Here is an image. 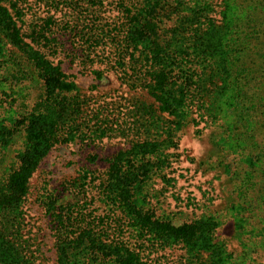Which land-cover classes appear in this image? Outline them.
Wrapping results in <instances>:
<instances>
[{
	"label": "rangeland",
	"instance_id": "374dc122",
	"mask_svg": "<svg viewBox=\"0 0 264 264\" xmlns=\"http://www.w3.org/2000/svg\"><path fill=\"white\" fill-rule=\"evenodd\" d=\"M140 1L4 2L25 41L62 67L74 81L73 95L79 99L71 133L62 132L30 180L18 227L24 250L36 264H58L51 210L57 208L76 216L79 226L92 225L102 239L108 237L135 249L146 264H202L209 251L202 248L200 262L193 256L195 251L189 252L182 243L162 246L142 238L117 204L105 196L108 160L125 151L124 166H138L139 174L129 188L136 209L174 224L212 222L209 242L222 249L220 264H264V175H260L264 162L256 149L247 151L246 147L255 143L256 134H264V85L257 82L254 87L256 104L242 125L236 123L235 106L231 105L234 87L230 78L220 81L218 75H210L214 74L211 66L203 69V75L210 76L213 83L198 87L201 99L197 95L189 101L183 123L160 112L144 85L143 56L137 58L140 52L136 51L133 57L123 49L122 35L128 23L124 7ZM175 1L182 3L179 8L184 17L194 15L196 0ZM175 1L171 0L172 4ZM199 3L208 5L203 20L222 25L220 43L235 47L242 36L235 22L246 28L248 19L255 20L259 31L254 38L264 39V0ZM246 16L244 24L239 22ZM163 18L168 31L175 14L172 19ZM186 38L193 41L191 35ZM254 38L252 50L257 43ZM183 56L186 71L197 79L201 63L196 56ZM251 58L252 64L257 61ZM262 76L264 81V72ZM42 92L43 81L24 52L10 45L0 32V120L9 124L10 116L21 118ZM144 142H149L148 146H138ZM22 147L23 131L19 130L10 147L1 149L0 176L12 168ZM247 174H259L261 182L245 196L240 180ZM90 259L91 264H107L97 256Z\"/></svg>",
	"mask_w": 264,
	"mask_h": 264
},
{
	"label": "trees",
	"instance_id": "16d2710c",
	"mask_svg": "<svg viewBox=\"0 0 264 264\" xmlns=\"http://www.w3.org/2000/svg\"><path fill=\"white\" fill-rule=\"evenodd\" d=\"M4 2L5 0H0V32L10 45L24 52L43 81V92L32 109L21 114V118L10 116L9 124L0 120V153L1 149L10 147L19 130L23 131L22 149L15 155L12 168L0 176V264H36L25 252L21 242L22 234L18 230L23 213L22 203L40 161L60 140L62 132L70 134L74 128L79 99L73 95L76 89L74 81L69 79L62 67L25 41L21 27ZM199 2L200 0L195 1L192 8L194 15L189 19L181 14L179 7L182 3L179 1H175L174 5L171 0H141L139 5L125 6L128 23L122 35L123 49L133 57L136 51L140 52L137 58L143 56L140 60L144 68V85L158 104L160 112L175 116L174 120L177 117L183 123L189 112V101L197 98L198 87H204L207 82L213 81L210 76L203 75V69L211 66L214 74L210 75H218L220 81L230 78L229 84L234 87L230 94L231 105L235 106V116L238 117L236 123L242 125L248 122L250 109L256 104L254 101L257 93L254 87L257 82L264 85V39L257 41L259 36L254 38L259 31L253 24L255 20L248 19L246 28L235 22L237 31L242 35L235 41V47L220 43L222 25L212 19L209 22L203 20V11L208 5ZM172 14H175L176 19L167 31L163 17L172 19ZM247 17L239 18V22L244 24ZM186 35H191L193 41L188 42ZM44 38L48 40L47 37ZM253 38L257 43L252 50L250 41ZM184 54L196 56L201 63L197 79H193L189 70L186 71ZM249 58L259 62L252 64ZM228 64L231 65L230 68ZM229 69L231 72L226 76ZM8 71L13 74L10 67ZM20 71L23 73V70ZM214 93L218 99L217 92ZM199 98L198 95L197 99ZM238 135L243 137L244 133L239 132ZM246 136L250 137L248 134ZM256 137L258 140L255 139L254 144H246L247 151L249 148L256 149L264 162V134H256ZM148 144L149 142H144L138 146ZM125 154V151H120L108 160L105 196L117 204L142 238H148L162 246L175 241L182 243L189 252L195 251L193 256L200 262L204 258V248L209 251V255L202 264H220L222 249L209 242L212 222L174 224L157 218L150 211L135 208L137 205L129 199V188L139 174L138 166L133 164L134 167L126 168L123 162ZM261 169L260 175L263 176L264 167ZM260 175L247 174V177L240 180L243 182L245 196L250 195V191L261 182L258 180ZM51 210L56 229L58 264H91L90 258L94 256L107 264H146L135 249L121 242L108 240V237L106 240L102 239L90 224L79 226L76 216L65 213V209L63 212L57 208Z\"/></svg>",
	"mask_w": 264,
	"mask_h": 264
}]
</instances>
